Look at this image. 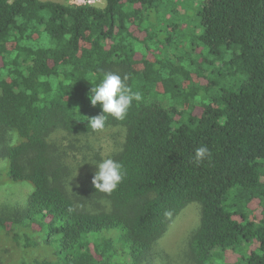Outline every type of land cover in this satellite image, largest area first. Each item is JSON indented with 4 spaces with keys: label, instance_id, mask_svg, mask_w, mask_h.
Returning <instances> with one entry per match:
<instances>
[{
    "label": "trees",
    "instance_id": "trees-1",
    "mask_svg": "<svg viewBox=\"0 0 264 264\" xmlns=\"http://www.w3.org/2000/svg\"><path fill=\"white\" fill-rule=\"evenodd\" d=\"M184 1L0 0V183L32 188L0 236L47 253L19 264H150L192 203L189 264H264V0H190V17ZM106 72L142 100L94 130ZM110 129L124 179L109 195L91 183L103 159L75 143Z\"/></svg>",
    "mask_w": 264,
    "mask_h": 264
},
{
    "label": "rangeland",
    "instance_id": "rangeland-1",
    "mask_svg": "<svg viewBox=\"0 0 264 264\" xmlns=\"http://www.w3.org/2000/svg\"><path fill=\"white\" fill-rule=\"evenodd\" d=\"M52 1L66 5H86L102 7L103 0H40ZM185 2L184 0H180ZM185 11L187 17L192 14V5L187 0ZM190 20V19H189ZM186 21V19H185ZM187 22V21H186ZM188 31H191L194 25L188 24ZM122 132L118 129H110L91 136L88 139H79L80 146L87 144L93 147V155H100L102 159L108 158L116 151ZM11 143L16 141V135L10 134ZM82 152L80 153V155ZM97 159V158H96ZM7 161L0 157V180H4ZM7 167V166H6ZM5 168V169H4ZM4 169V170H3ZM80 169V168H78ZM3 170V171H2ZM32 191L30 184L27 182H11L0 183V212H6L24 207L27 196ZM200 216V208L196 203L187 205L177 216H175L166 230V232L155 242L149 255L150 264H189L187 257V241L192 231L198 226ZM11 234L8 236H0V257L2 264H19L29 262L35 257L46 256L41 249H35L32 253L23 249L22 245H15ZM16 260L18 262H16ZM16 262V263H15Z\"/></svg>",
    "mask_w": 264,
    "mask_h": 264
},
{
    "label": "clouds",
    "instance_id": "clouds-1",
    "mask_svg": "<svg viewBox=\"0 0 264 264\" xmlns=\"http://www.w3.org/2000/svg\"><path fill=\"white\" fill-rule=\"evenodd\" d=\"M128 77L116 73L106 72L103 74L100 82L90 89V102L92 106L100 104L101 114L88 120V124L94 130H100L105 127L108 116L117 120H124L133 101L142 100L139 91L133 92L127 84ZM211 151L207 146L197 148L194 160L197 164L205 160L211 161ZM96 166L91 183L96 191L105 194L114 192L124 179L123 165L112 158H105ZM69 212L74 208L69 207Z\"/></svg>",
    "mask_w": 264,
    "mask_h": 264
},
{
    "label": "built area",
    "instance_id": "built-area-1",
    "mask_svg": "<svg viewBox=\"0 0 264 264\" xmlns=\"http://www.w3.org/2000/svg\"><path fill=\"white\" fill-rule=\"evenodd\" d=\"M86 5H90V4H86Z\"/></svg>",
    "mask_w": 264,
    "mask_h": 264
}]
</instances>
